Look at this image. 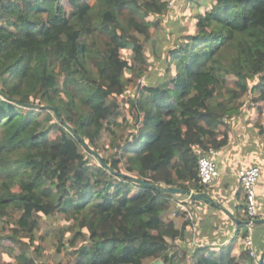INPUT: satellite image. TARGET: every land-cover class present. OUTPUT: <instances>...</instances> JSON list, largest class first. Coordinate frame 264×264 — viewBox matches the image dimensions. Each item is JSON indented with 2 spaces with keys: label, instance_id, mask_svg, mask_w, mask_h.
Masks as SVG:
<instances>
[{
  "label": "trees",
  "instance_id": "obj_1",
  "mask_svg": "<svg viewBox=\"0 0 264 264\" xmlns=\"http://www.w3.org/2000/svg\"><path fill=\"white\" fill-rule=\"evenodd\" d=\"M214 1L191 0L193 33L162 58L152 48L164 75L132 92L126 74L146 75L160 28L148 17L182 0H0V222L14 219L32 248L0 233V257L37 264L32 232L48 220L57 264H256L231 248L173 251L166 237L181 234L162 220L176 196L164 189L205 187L198 158L223 147L243 98L264 105V0Z\"/></svg>",
  "mask_w": 264,
  "mask_h": 264
},
{
  "label": "crops",
  "instance_id": "obj_2",
  "mask_svg": "<svg viewBox=\"0 0 264 264\" xmlns=\"http://www.w3.org/2000/svg\"><path fill=\"white\" fill-rule=\"evenodd\" d=\"M214 161L217 177L201 191L189 190L197 198L176 194L170 200V208L162 215V220L173 222L181 235L174 242L169 237L166 241L173 243V251L177 249L174 243H179L193 251L206 246L214 247L215 251L231 248L232 254L239 257L248 251L244 243L247 223L245 197L239 172L251 165L261 167L257 183V219L264 220V143L254 142L245 134H230L223 147L217 150ZM179 202L182 208H177ZM253 249L256 264H260L264 252V223L253 227ZM190 261L191 258L187 260Z\"/></svg>",
  "mask_w": 264,
  "mask_h": 264
},
{
  "label": "rangeland",
  "instance_id": "obj_3",
  "mask_svg": "<svg viewBox=\"0 0 264 264\" xmlns=\"http://www.w3.org/2000/svg\"><path fill=\"white\" fill-rule=\"evenodd\" d=\"M94 0H89L92 3ZM198 2H205L208 5H213L215 3L214 0H197ZM66 9H69V5L65 3ZM180 8L177 12L172 13H164L163 15H150L148 20H156L159 18L160 20V28L155 29L151 28L150 33L152 35L150 44H145V54L150 58V66L146 75L143 78H139L134 75V73L126 74V82L129 85V89L132 92H135L137 86L143 85L144 83L148 82L149 80L159 81L162 79L164 75V69L162 65V56L165 54L168 48H173L176 43L177 39H179L180 43L184 40L183 34L193 33L192 25H193V18L198 12V4L196 2H191V0H182V4L179 5ZM203 9H200L202 12ZM178 20V21H176ZM182 26V28H187L188 30L183 31L184 33H176L175 30L178 26ZM156 48L161 51V58L158 59L156 57H152L151 49ZM121 55L124 57H128L132 60L133 56L129 52H121ZM158 59V60H157ZM147 73H149L147 75ZM233 77H228L227 85L233 86ZM173 93V92H171ZM127 97V95L125 96ZM253 96L247 95L243 98L245 108L244 113L235 119H231L229 121L230 124V134H237L247 135L251 140L254 142H259L261 145L264 143V133H260L261 130H264V105L258 107L252 105L251 98ZM178 100V99H177ZM128 103H122L121 107L119 108L120 115L117 120L121 121L124 116L130 117L128 115ZM112 127V126H111ZM125 129L121 128L117 131L118 135L125 134ZM112 142V136L109 131H104L100 143L105 148L110 146ZM61 217L58 216L57 219L59 221ZM58 223V222H57ZM57 223H51L50 221H42L41 227L37 230H33L32 234L34 235L35 244H40L43 247V257L37 261V264H40L41 260L45 261L47 264H57L58 257L55 255V247H54V238L51 236V232ZM52 224V226H51ZM12 228V229H11ZM0 233L3 235H11L12 238L16 241L15 247H25L27 250L32 249L27 244V235L24 234L20 226H18L14 219L8 218L5 221L0 222ZM6 245L9 243L6 242ZM3 257H0V264H16L14 259L8 256L6 253H2ZM62 261V260H61ZM154 262L151 259H147L144 261V264H151Z\"/></svg>",
  "mask_w": 264,
  "mask_h": 264
},
{
  "label": "built area",
  "instance_id": "obj_4",
  "mask_svg": "<svg viewBox=\"0 0 264 264\" xmlns=\"http://www.w3.org/2000/svg\"><path fill=\"white\" fill-rule=\"evenodd\" d=\"M179 0H167L169 10L176 6ZM216 150H209L205 155L198 158L197 173L204 185L210 184L218 175L217 165L214 161ZM262 169L257 165H251L239 172V181L244 192L245 209L247 215L246 230L244 233V243L248 249V255L256 260V253L253 249V227L254 221L258 218L257 212V183L261 176ZM181 202L177 203V208H182ZM176 215V212L173 213ZM179 258L181 255L179 254Z\"/></svg>",
  "mask_w": 264,
  "mask_h": 264
},
{
  "label": "water",
  "instance_id": "obj_5",
  "mask_svg": "<svg viewBox=\"0 0 264 264\" xmlns=\"http://www.w3.org/2000/svg\"><path fill=\"white\" fill-rule=\"evenodd\" d=\"M165 190H167L170 193H174V194H184V195H188V196H190L192 198H197L198 197L194 193H192L191 191H189V190H182L180 188H169V189H164V191ZM263 223H264V220H261V219H256L254 221V224L255 225H260V224H263ZM263 258H264V252H263V254L260 257V264H264ZM151 264H163V263H162L161 260H156V261L152 262Z\"/></svg>",
  "mask_w": 264,
  "mask_h": 264
}]
</instances>
